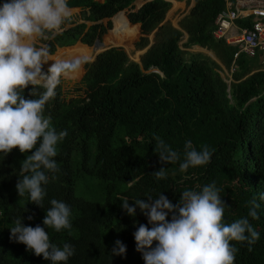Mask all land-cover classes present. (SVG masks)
Returning <instances> with one entry per match:
<instances>
[{
  "label": "trees",
  "instance_id": "16d2710c",
  "mask_svg": "<svg viewBox=\"0 0 264 264\" xmlns=\"http://www.w3.org/2000/svg\"><path fill=\"white\" fill-rule=\"evenodd\" d=\"M133 1L69 0L70 8L80 9V22L66 20L64 30L37 44L48 46L51 55L75 43L91 47L111 28L109 19ZM222 8L223 0H195L176 28L164 21L169 4L163 0H151L134 11L129 8L127 21L121 14L113 18L101 48L116 38L133 37L134 24L139 29L135 50L145 49L152 35L150 45L138 62L120 47L86 61L73 98L65 100L57 87L45 116H51L57 132L67 130L68 135L54 158L59 171L48 173L49 182L42 185L43 208L16 191L26 156L18 149L0 154V264H51L12 239L9 230L17 218L23 226L44 227L51 199L65 202L71 211V229L45 228L51 243L74 247L67 264H144L133 234L140 224L152 225L139 208L134 217L127 215L122 200L134 206L137 199H156L162 193L175 205L184 190L199 191L213 182L227 205L226 223L247 217L254 197L261 204L259 218L248 217L259 240L251 251L246 242L233 244L238 249L234 264H264V202L258 199L264 192V68L257 65L264 54L234 58L235 47L213 39L212 23ZM183 34L187 37L181 51ZM191 46L212 52L217 62L200 53H184ZM86 49L79 48L81 53L75 51L67 59L88 55ZM222 69L229 74L228 83L219 75ZM30 91L31 86L24 92L26 99L33 98ZM155 137L178 151L181 161L187 140L198 151L207 145L213 154L208 164L181 173L180 161L160 163ZM161 168L166 178L156 180L152 174ZM86 183H99L100 189L90 192ZM117 240L126 246L123 256H111Z\"/></svg>",
  "mask_w": 264,
  "mask_h": 264
},
{
  "label": "clouds",
  "instance_id": "9594fccd",
  "mask_svg": "<svg viewBox=\"0 0 264 264\" xmlns=\"http://www.w3.org/2000/svg\"><path fill=\"white\" fill-rule=\"evenodd\" d=\"M70 16L69 0H4L0 3V154L7 156L18 149L26 156L21 162L16 191L19 197L27 194L30 202L41 208L46 196L42 185L49 182L48 173L59 171L54 158L58 145L68 135L67 130L57 132L51 116H45V106L55 98L59 85L62 92L61 80L77 74L87 57L53 61L49 47L38 46L37 41L48 40L64 30L61 26ZM49 61L53 63L46 71L43 66ZM29 86L28 95L32 99L24 96ZM154 139L160 163L170 165L180 161L181 173L208 164L213 154L207 145H202L198 151L192 141L187 140L181 161L178 151L159 137ZM152 175L162 180L167 171L161 168ZM220 191L215 182L199 191L186 189L175 205L162 193L156 199H137L134 206H129V200L124 198L121 207L127 215L134 217L139 208L152 225L149 228L140 224L133 234L136 251L142 254L144 264H234L238 249L233 242H246L251 251L260 237L248 217L258 219L261 204L254 197L249 201L247 217L226 223L227 205ZM258 199L264 202V192ZM49 203L44 227L23 226L22 218H17L9 229L11 238L51 264H67L74 255V247L64 244L61 248L51 243L45 228L56 232L71 229V211L63 201L51 199ZM125 253L126 246L117 240L111 256Z\"/></svg>",
  "mask_w": 264,
  "mask_h": 264
},
{
  "label": "built area",
  "instance_id": "2783aa9c",
  "mask_svg": "<svg viewBox=\"0 0 264 264\" xmlns=\"http://www.w3.org/2000/svg\"><path fill=\"white\" fill-rule=\"evenodd\" d=\"M163 1L172 6L182 0ZM211 36L235 47L234 58L238 54L248 58L264 54V0H223V9L213 20Z\"/></svg>",
  "mask_w": 264,
  "mask_h": 264
},
{
  "label": "rangeland",
  "instance_id": "374dc122",
  "mask_svg": "<svg viewBox=\"0 0 264 264\" xmlns=\"http://www.w3.org/2000/svg\"><path fill=\"white\" fill-rule=\"evenodd\" d=\"M185 16V15H184ZM183 16L179 17L177 22L182 18ZM112 25V24H111ZM112 28V27H111ZM111 28L109 30H107L106 33H104V35H102L101 37V42L102 40L108 35H109V32L111 30ZM137 33V32H136ZM184 37V36H182ZM181 37V40L179 41L178 45H179V48H182L181 47V44H183V39ZM137 39V35L135 34V36H133L132 38H123L122 40H119L118 38L114 39L113 43L112 44H106L104 45L103 48H108V47H120L124 50V52L127 54L128 58L132 61H137L138 57H139V52L141 51H137L135 50L134 48V42L136 41ZM39 45V44H37ZM78 44L76 45H73L72 47H69V48H63L64 50H59V49H56L54 54H57L55 55L54 57H52L53 55H51V59L54 61L57 56H58V59H67V58H71L73 57V54L76 50H78L77 48H75V46H77ZM71 48V49H70ZM79 48H85L86 47H79ZM67 51H66V50ZM183 49V48H182ZM181 49V51H183ZM88 51V55H84L83 57H87V60L86 61H90L91 58L93 57V55L95 54L92 47H89L86 49ZM204 49H196L195 47H188L186 48V50L184 51V53H190V54H195V53H200L206 57H209L210 59H212L213 61L217 62V60L214 58V55L210 52V51H207V50H204V51H207V52H204L203 51ZM64 51V52H63ZM98 51V50H97ZM96 51V52H97ZM76 52H80V51H76ZM81 53V52H80ZM68 54V55H67ZM77 57H81V56H77ZM261 60H264V58H261L260 59V62ZM53 61H49L47 64H45L43 66V69H45L47 71L48 67L53 63ZM259 61H257V65H258ZM261 65V66H260ZM259 68H264V65L262 63H259ZM256 67V68H258ZM83 74V67L81 68V70L75 74L74 76L70 77V78H64L61 80V88H62V95L64 97V99H70V98H73L77 95V92L73 89L74 88V83H76L77 81H79L81 75ZM219 75L220 77H222V79L225 80L229 78V74L226 70L222 69V72H219ZM226 83H228L229 79L228 80H225ZM85 187L88 188V190H99L100 189V184L99 183H86L85 184ZM91 192V191H90Z\"/></svg>",
  "mask_w": 264,
  "mask_h": 264
},
{
  "label": "crops",
  "instance_id": "0c3cea01",
  "mask_svg": "<svg viewBox=\"0 0 264 264\" xmlns=\"http://www.w3.org/2000/svg\"><path fill=\"white\" fill-rule=\"evenodd\" d=\"M94 1H97V2H101V1H103V0H94ZM149 1H151V0H134L132 3H131V5L127 8V9H124V10H122V11H120V13L118 12V14H121L122 15V17L126 20V14H127V12H129L130 11V9L129 8H132V11H134V10H136V9H138L141 5H143L144 3H146V2H149ZM194 1L195 0H182V1H178V2H176V3H174L172 6H169V9L167 10V12H166V14H165V18H164V21H168L173 27H177V20H178V18L179 17H181V16H184V15H186L187 13H188V11H189V9L193 6V3H194ZM71 9V16L69 17V19H68V21L69 22H72V23H79L80 21L78 20V17H79V12H80V9L79 8H70ZM223 9V8H222ZM117 14V13H116ZM117 14V15H118ZM116 15V16H117ZM116 16H112L110 19H109V21H110V23L112 24L111 25V27H113V18H115ZM107 20H102L101 21V23L102 24H105V22H106ZM127 21V20H126ZM91 23H86V25L88 26V25H90ZM213 24V23H212ZM129 25H132V24H129ZM132 26H135V28H136V32L137 33H135L136 35H137V39H136V41L138 40V38H139V29H138V24H134V25H132ZM66 28V27H65ZM65 28H63V29H65ZM212 29H213V27H212ZM60 31V30H59ZM135 34H134V36H135ZM104 35V34H103ZM182 36H184V37H182V39L184 40L183 41V43L185 42V40H186V35L185 34H183ZM102 37V36H101ZM132 38V37H131ZM151 38H152V35H149V37H148V41H149V44H148V46L150 45V42H151ZM103 41V40H102ZM135 41V42H136ZM134 42V43H135ZM100 43H101V46H103L102 45V42H101V39H100ZM76 44H78L77 46H75V48H77V49H79V47L81 46V47H86V48H89V47H87V46H85V45H82V44H80V43H75L74 45H76ZM134 45V44H133ZM148 46L146 47V48H148ZM70 47H72V46H70ZM92 47V46H91ZM191 47H195L196 49H201L200 47H198V46H191ZM63 48H69V47H61V48H57V49H59V50H64ZM72 48H74V47H72ZM108 48H110V47H108ZM146 48L145 49H143V50H141V52H144L145 50H146ZM180 49H182V48H180ZM186 50V49H185ZM205 50V49H204ZM203 50V51H204ZM94 51V50H93ZM141 52H139V56L142 54ZM204 52H207V51H204ZM94 53H96L95 51H94ZM212 53V52H211ZM213 54V53H212ZM56 54H54L52 57H54ZM95 55V54H94ZM93 55V56H94ZM81 57H83V56H81ZM215 58V57H214ZM93 59V57L91 58V60ZM134 62H138V59H137V61H134ZM82 76V75H81Z\"/></svg>",
  "mask_w": 264,
  "mask_h": 264
},
{
  "label": "water",
  "instance_id": "95a60500",
  "mask_svg": "<svg viewBox=\"0 0 264 264\" xmlns=\"http://www.w3.org/2000/svg\"><path fill=\"white\" fill-rule=\"evenodd\" d=\"M120 13V12H119ZM118 14V13H117ZM117 14H115L114 16H116ZM113 16V17H114ZM58 33V32H57ZM54 36V35H53ZM92 49L96 52L98 49H99V51H97L96 53H95V55L93 56V59L96 57V55L97 54H99L100 52H102V51H104L105 49H107V48H101V43H100V40L99 39H95V41H94V43L92 44ZM141 53H143V52H141ZM92 59V60H93ZM92 60H90V61H92Z\"/></svg>",
  "mask_w": 264,
  "mask_h": 264
},
{
  "label": "bare ground",
  "instance_id": "6f19581e",
  "mask_svg": "<svg viewBox=\"0 0 264 264\" xmlns=\"http://www.w3.org/2000/svg\"><path fill=\"white\" fill-rule=\"evenodd\" d=\"M99 51V50H98ZM259 64V63H258ZM264 65V64H263ZM261 66V65H260ZM234 67V66H233Z\"/></svg>",
  "mask_w": 264,
  "mask_h": 264
}]
</instances>
